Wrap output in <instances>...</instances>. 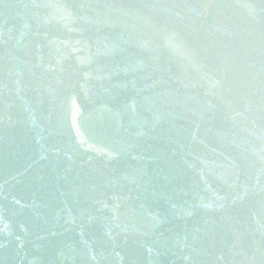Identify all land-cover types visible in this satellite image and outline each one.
Wrapping results in <instances>:
<instances>
[{
	"label": "water",
	"instance_id": "1",
	"mask_svg": "<svg viewBox=\"0 0 264 264\" xmlns=\"http://www.w3.org/2000/svg\"><path fill=\"white\" fill-rule=\"evenodd\" d=\"M0 264H264V0H0Z\"/></svg>",
	"mask_w": 264,
	"mask_h": 264
}]
</instances>
